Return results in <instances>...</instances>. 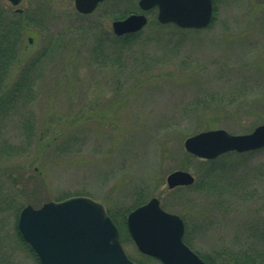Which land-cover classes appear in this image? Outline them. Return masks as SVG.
I'll list each match as a JSON object with an SVG mask.
<instances>
[{
    "label": "rangeland",
    "instance_id": "1",
    "mask_svg": "<svg viewBox=\"0 0 264 264\" xmlns=\"http://www.w3.org/2000/svg\"><path fill=\"white\" fill-rule=\"evenodd\" d=\"M74 1L4 0L36 21L17 45L8 85L34 58L43 68L24 91L31 97L0 111V203L11 195L22 209L38 208L84 196L121 221L128 208L158 197L182 217L194 251L253 247L264 258V147L204 160L184 146L203 131L240 135L264 124V0H213L212 22L195 31L153 26L152 10L140 41L118 53L121 42L113 48L110 37L105 57L84 28L106 25L116 36V15L140 13L139 0H105L85 15ZM27 125H36L32 136ZM66 138L69 152L57 153ZM175 170L190 172L194 183L170 190ZM18 219L14 208L0 210V264H38L17 236ZM121 243L133 261L161 264L129 236Z\"/></svg>",
    "mask_w": 264,
    "mask_h": 264
},
{
    "label": "water",
    "instance_id": "2",
    "mask_svg": "<svg viewBox=\"0 0 264 264\" xmlns=\"http://www.w3.org/2000/svg\"><path fill=\"white\" fill-rule=\"evenodd\" d=\"M17 6L22 0H8ZM104 0H75L81 14H90ZM143 11L158 8L162 24L199 29L208 26L214 15L213 0H139ZM143 13H132L112 22L116 35L135 33L147 24ZM31 41V40H30ZM188 153L215 159L264 147V124L247 134L234 135L224 129L207 130L188 137ZM167 186H189L195 177L188 171L175 170L167 176ZM128 232L137 249L163 264H207L183 240L185 223L160 205L158 197L135 208L127 216ZM18 229L41 264H139L126 254L119 230L103 204L89 197L77 196L63 201H49L39 208L26 205L20 212Z\"/></svg>",
    "mask_w": 264,
    "mask_h": 264
},
{
    "label": "trees",
    "instance_id": "3",
    "mask_svg": "<svg viewBox=\"0 0 264 264\" xmlns=\"http://www.w3.org/2000/svg\"><path fill=\"white\" fill-rule=\"evenodd\" d=\"M130 12H124L119 15H116L117 18H124L127 16ZM36 22L33 18H31L26 12H19L16 10H13L11 7H9L7 4H5L4 0H0V111L1 112H9L12 110L14 104L18 101L23 100L22 98L29 99L32 95V93H25L24 91H31L30 89L34 85V79L39 75V73L34 74L36 71L37 66H40V69L43 68V64L38 65V58H34L29 61L26 66L23 67L21 74L19 75L16 82H14L11 85H8L7 79L9 77V74L12 70V68L17 64V62L20 60L19 56L17 57L16 48L17 45H21V41L24 38L25 33L29 30V23ZM151 24L156 27L160 28H167V29H173L174 31H183L186 29H181L178 26L174 24H167L163 25L158 22L157 18H152L150 20ZM149 22V23H150ZM98 25V24H96ZM99 28V30H98ZM84 30H87V37L92 38V40L95 43H98L100 45V49L97 52L98 56L102 55V46L104 43L110 41V37H112L113 40L110 41L109 46H116V40L121 42V45H117V52L121 53V50L125 48L127 50L129 47H131V44H135L138 41H140V35L142 32L137 33H130L125 34L122 36H114L110 33L108 27L106 25H99V26H88L87 28H84ZM192 31V30H191ZM195 31V30H193ZM109 36V37H108ZM165 39L167 40L165 45L166 47H173V40L171 37H168ZM114 44V45H113ZM96 50V46L92 49ZM107 49L106 45L103 46V57L107 56V52H105ZM102 58V57H101ZM102 59L101 63H104ZM33 73V74H32ZM40 76V75H39ZM34 99V98H33ZM35 127L33 126H26V129L30 131V135L35 134ZM42 132L41 136L48 135V133ZM57 138V135L53 134L50 137H47L49 139L47 141V144H45L44 147L50 146V143L53 141L51 138ZM71 141L66 138L64 139L61 144L55 146V150L57 153L63 154L66 152H69ZM209 163V161H206ZM212 162V161H210ZM9 181H13L14 179L9 178ZM178 187L177 189H179ZM68 196H65L64 198H61V200L67 199ZM144 201H140L136 204V206H139L143 204ZM21 205L22 203L17 202L14 200L13 196L6 195V197L1 201L0 203V210L5 209H15V214L19 216V213L21 211ZM41 206V205H40ZM131 209L128 208L126 212L123 213L121 221L117 219V217L111 213L108 209V213L114 220L115 224L118 226L120 230V236L121 241L125 239V236H129V233L127 231L126 227V217L128 212ZM264 224V222H261ZM262 231V239L264 240V225L260 228ZM17 230V236L19 237L20 241L28 248L30 252H33V250L30 248V246L27 244V242L23 239L22 235L20 234L18 228ZM131 238V237H130ZM185 242L190 246L186 238L184 239ZM191 247V246H190ZM249 250V251H248ZM197 252V251H196ZM198 253V252H197ZM208 264H264V258L261 252L256 250L253 247L250 248H242L239 247L238 249H234L232 251L226 250L223 252L220 251H214L213 254L206 256L198 253ZM35 255V254H34ZM146 256V255H145ZM149 257V256H146ZM35 258L38 261L36 255ZM151 258V257H149Z\"/></svg>",
    "mask_w": 264,
    "mask_h": 264
},
{
    "label": "bare ground",
    "instance_id": "4",
    "mask_svg": "<svg viewBox=\"0 0 264 264\" xmlns=\"http://www.w3.org/2000/svg\"><path fill=\"white\" fill-rule=\"evenodd\" d=\"M211 22H212V21H211ZM146 25H147V24H146ZM209 25H210V24H209ZM209 25H208V26H209ZM208 26H206V27H208ZM206 27H203V28H206ZM201 29H202V28H201ZM197 30H198V29H197ZM224 154H226V153H224ZM222 155H223V154H222ZM220 156H221V155H220ZM218 157H219V156H218ZM218 157H217V158H218ZM215 159H216V158H215ZM210 160H212V159H210ZM152 198H153V197H152ZM150 199H151V198H150ZM150 199H149V200H150ZM93 200H94V199H93ZM149 200H147L146 202H144V204L147 203ZM20 212H21V211H20ZM19 215H20V213H19ZM183 221H184V220H183ZM117 227H118V226H117ZM126 227H127V226H126ZM118 230H119V228H118ZM127 231H128V228H127ZM119 233H120V230H119ZM128 233H129V232H128ZM129 235H130V234H129ZM120 240H121V236H120ZM125 252H126V251H125ZM126 254H127V253H126ZM127 255H128V254H127ZM128 257H129V256H128ZM159 262H160V261H159ZM160 263H161V262H160ZM161 264H163V263H161Z\"/></svg>",
    "mask_w": 264,
    "mask_h": 264
}]
</instances>
